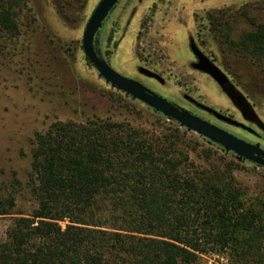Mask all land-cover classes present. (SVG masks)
Returning a JSON list of instances; mask_svg holds the SVG:
<instances>
[{"label": "rangeland", "instance_id": "374dc122", "mask_svg": "<svg viewBox=\"0 0 264 264\" xmlns=\"http://www.w3.org/2000/svg\"><path fill=\"white\" fill-rule=\"evenodd\" d=\"M100 1L28 0L19 15L18 38L0 35V197H13L16 205L15 215L0 217V245L17 214L35 207L27 187L32 142L54 122L122 125L137 141L164 155L176 154L182 161L187 157L194 169L186 165L185 172L231 171L244 192L245 206L255 207L264 218L262 168L110 87L86 62L82 37ZM247 19L264 25V0H119L93 45L115 72L264 151V64L226 46L227 39L238 42L243 33L254 30ZM190 42L248 100L263 129L245 122L221 88L194 70ZM140 68L159 75L164 84L140 75ZM184 96L252 132L217 122L190 106ZM198 264L240 263L223 253L202 255Z\"/></svg>", "mask_w": 264, "mask_h": 264}, {"label": "trees", "instance_id": "16d2710c", "mask_svg": "<svg viewBox=\"0 0 264 264\" xmlns=\"http://www.w3.org/2000/svg\"><path fill=\"white\" fill-rule=\"evenodd\" d=\"M27 2L0 0V35L18 38ZM247 21L254 30L226 46L264 64V25ZM220 88L245 122L263 129L230 81ZM186 165L194 169L122 125L54 122L34 135L27 187L35 207L13 219L0 264H198L223 253L240 264L264 261L263 214L245 206L231 171L189 173ZM15 207L0 197V217Z\"/></svg>", "mask_w": 264, "mask_h": 264}, {"label": "water", "instance_id": "95a60500", "mask_svg": "<svg viewBox=\"0 0 264 264\" xmlns=\"http://www.w3.org/2000/svg\"><path fill=\"white\" fill-rule=\"evenodd\" d=\"M118 2L119 0H101L91 14L83 33V54L89 64L98 73L99 77L103 79L106 84L110 85V87L154 110L166 119L175 122L179 126L223 148L238 158L252 163L264 170L263 150L238 139L218 127L194 116L186 110L176 107L166 99L148 90L140 83L120 75L96 54L93 45L95 36L102 28L104 21L116 7ZM190 50L197 61L194 65V69L197 72L208 76L219 87H223L229 82L226 75L223 74V72L215 66L194 43H190ZM138 72L140 75L148 79L155 80L160 85L164 83L163 79L159 75L149 70L140 68ZM185 99H188L198 108L211 114L217 121L223 122L232 127L243 129L249 133L252 132L244 125L225 117L212 109L197 104L194 100L187 96H185Z\"/></svg>", "mask_w": 264, "mask_h": 264}, {"label": "flooded vegetation", "instance_id": "af4514ba", "mask_svg": "<svg viewBox=\"0 0 264 264\" xmlns=\"http://www.w3.org/2000/svg\"><path fill=\"white\" fill-rule=\"evenodd\" d=\"M190 43H194V42H190ZM195 44V43H194ZM196 45V44H195ZM198 48V47H197ZM199 49V48H198ZM189 50H190V44H189ZM190 52H191V50H190ZM191 54H192V52H191ZM193 55V54H192ZM194 57V56H193ZM195 58V57H194ZM103 59V58H102ZM196 60V59H195ZM196 63H197V61H196ZM195 63V64H196ZM213 63V62H212ZM194 64V65H195ZM214 64V63H213ZM215 65V64H214ZM216 66V65H215ZM194 68V67H193ZM195 70V69H194ZM202 74V73H201ZM224 74V73H223ZM227 77V76H226ZM129 79V78H128ZM132 80V79H131ZM150 80H152V79H150ZM229 80V79H228ZM153 81H155V80H153ZM156 82V81H155ZM158 83V82H157ZM164 84V83H163ZM162 84V85H163ZM187 97H189V96H187ZM189 98H191V97H189ZM184 99H185V96H184ZM192 100H194L193 98H191ZM188 103H189V105L190 106H192L194 109H196L197 111H200L201 113H203V114H205V115H207L208 117H210V118H212V119H215L211 114H209V113H207V112H205V111H203L202 109H200V108H198L194 103H192L191 101H189L188 99H185ZM197 104H199V105H202V106H204V107H207V106H205V105H203L202 103H200V102H198V101H196V100H194ZM207 108H209V109H212V108H210V107H207ZM212 110H214V109H212ZM215 111V110H214ZM217 112V111H216ZM190 113V112H189ZM217 113H219V112H217ZM219 114H221V113H219ZM221 115H223V114H221ZM195 116V115H194ZM223 116H225V115H223ZM225 117H228V116H225ZM229 118V117H228ZM201 119V118H200ZM231 119V118H230ZM216 120V119H215ZM233 120V119H232ZM205 121V120H204ZM217 121V120H216ZM207 122V121H206ZM217 122H220V121H217ZM220 123H222V124H225V123H223V122H220ZM211 124V123H210ZM213 125V124H212ZM226 125V124H225ZM215 126V125H214ZM229 126V125H228ZM232 127V126H231ZM234 128H236V127H234ZM247 128V127H246ZM238 129H240V128H238Z\"/></svg>", "mask_w": 264, "mask_h": 264}]
</instances>
